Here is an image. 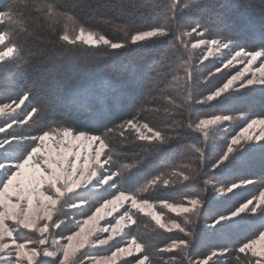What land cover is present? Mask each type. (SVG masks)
Instances as JSON below:
<instances>
[{
  "label": "trees",
  "instance_id": "1",
  "mask_svg": "<svg viewBox=\"0 0 264 264\" xmlns=\"http://www.w3.org/2000/svg\"><path fill=\"white\" fill-rule=\"evenodd\" d=\"M261 5L262 0H0L4 39L0 52L15 50L0 61V106L30 94L21 113L13 117L12 127L9 121H0L6 129L0 133V164L22 160L46 133L93 136L103 146L101 159L106 156L114 171L131 166L112 183V194L135 193L157 175L161 181L168 179L169 185L158 182L141 197H147L165 218L193 232L192 236L168 232L133 212L136 223L124 229L123 239L142 244L141 254L150 257L149 264H188L189 259L204 260L212 252L216 255L209 264H257L256 256L239 249L264 231V206L213 229L209 224L233 214L264 190V141L243 143L226 163L212 170L232 136L250 120L264 118V85L235 87L212 102L193 103L191 119H232L208 128L207 138L188 129L187 101L193 92L185 82L188 71L195 78L194 96L202 99L218 90L237 68L204 60L202 51L192 48L200 40L195 33L181 43L173 20L178 15L184 31L192 26L205 31L206 40H226L235 50L255 52L264 50ZM159 26L166 36L130 42L134 34ZM80 33L104 41L89 45L77 40ZM112 43L125 46L114 49ZM242 114L246 118L241 120ZM144 123L159 127L170 139L163 144L139 141L134 126ZM197 147L204 148L203 179L211 185L201 178ZM185 175L191 179L185 181ZM7 177L0 172V187ZM233 185L241 186L224 195L215 190ZM103 191L88 186L62 200L54 219L60 226L51 228L54 238L72 234L88 217V210L93 213L101 205ZM190 198L202 199L195 216H175L163 207L165 201L179 204ZM73 202L79 207H71ZM174 240H189L190 247L170 252L167 246Z\"/></svg>",
  "mask_w": 264,
  "mask_h": 264
},
{
  "label": "snow or ice",
  "instance_id": "2",
  "mask_svg": "<svg viewBox=\"0 0 264 264\" xmlns=\"http://www.w3.org/2000/svg\"><path fill=\"white\" fill-rule=\"evenodd\" d=\"M179 4L175 5V11L178 13ZM3 11V10H2ZM178 15L174 17L173 23L175 27L180 31L181 35V43H184L183 37L189 36L191 37L193 33H195L196 37H199L200 44H207L208 41L204 39L205 31H200L198 27L192 26L190 30L184 31L185 26L183 24L177 23ZM168 33L163 26L155 27L152 30L145 31L142 33H136L131 37L130 42L133 44H137L138 41H144L150 37H157V36H166ZM87 42L92 44L95 43L91 39V36L88 37ZM107 43V42H105ZM211 44L214 47L223 46L224 48H229L228 43H222L220 40L212 39ZM125 45L122 43H112L111 47L114 49L124 47ZM197 44H192V48H197ZM231 52H233L231 50ZM15 53V50L9 49L7 52H3L0 54V61L5 60L6 57H9ZM243 63L245 67L243 70H237L235 75H230V78L223 83V85L212 94L206 95L202 99H197L194 96L195 91V78L190 71L185 77V82L189 85L190 88L193 89V92L189 94L188 101H187V110H189V123L187 124V128L191 129L195 132H201L204 134L205 138L208 137V126L213 124H219L229 122L232 118L228 116H214L210 119H191V105L193 103L197 104H206L218 99L222 94L228 92L230 89L234 87L237 88H246L250 85H264V52L256 51V52H246L244 50L234 51V55H231L230 59H228V65L233 64V62ZM259 61V65L257 71L259 72V76L253 73L249 78L245 79L247 74L251 71L252 66ZM187 71V70H186ZM30 94H25L22 98L18 100H14L13 103L15 107L19 108L21 105H24L26 101L29 100ZM4 105L9 108L8 103H4ZM2 110V109H0ZM27 115V114H26ZM256 126L260 127V135L256 137L257 141H264V119H254L250 123L244 127L238 135H236L230 142L229 146L227 147V151L222 158H220L216 164L212 166V170L217 167H220L222 164L226 163L230 156L238 149L240 145L243 143L249 142L253 140L252 135H250V131L254 129ZM8 127H12V123H8ZM135 127V131L137 133V139L139 141H143L146 144L152 143H166L170 137L166 134L165 131H162L159 127H153L148 123H144ZM0 132H6L4 127H0ZM196 152L198 153V160L200 161V168H201V178L203 179V169H204V148L197 147ZM104 165H108V168L105 170ZM87 167V166H86ZM131 166H124V169L119 168L118 171H114L112 168V163L105 157L103 159L100 158V162L93 168L90 173L86 175H80L78 179L69 178V181L66 185H62L58 195L60 198H64L63 200L66 201L67 197H70L73 193L77 192L76 190H80L82 188L88 186H95L98 190L103 189L102 198L100 200L101 205L95 208V212L92 213L91 210H88V219L79 223V231H76L73 235H68L66 238L65 244H59L56 240L53 239L52 241V248L44 247L48 244V240L46 239V234L49 233L50 229L55 226L59 227L60 225L53 220L54 211H45L42 207H37L35 204L30 203L26 212L18 217L15 213V208L10 209L12 213L9 215V221H13L15 224V228L6 227L0 230V253L5 254L7 257L11 258L14 257V264H41V260L37 258L40 256L46 258H52V260L56 261V264H70V256L74 253L75 249L73 246V242L80 248L84 247V245L88 242V237L92 235V229L87 228L88 225H93L102 219V213L107 208L109 210H115L116 208L123 207L124 204L127 202L128 207L124 208V212L121 213L119 219L115 221V224H111L110 228H104L102 231L109 232L111 234L108 236L107 239L99 238V244L106 245L108 244L109 240H112L113 237L118 233L119 230L122 228V224H126L131 222L133 224L136 223L134 219V214L132 209H136L140 212L147 211V215H150L152 219L155 221L160 228H165L168 231H171L172 227L178 228L180 232H186V229L181 224H177L175 221H171V227L162 222V216L158 215L156 212L151 211L155 207L153 203H149L147 197H141V193L148 191L150 188H153L158 182H162L164 185H169L170 180L164 179L161 181V177L159 175L152 178L149 182L141 186L136 190L135 193H129L125 190H120L116 194H112V183L116 181L118 178H122L125 169L130 168ZM173 175H178L173 174ZM185 181L191 179V177L185 175L183 177ZM203 183L205 185H211V181L207 179H203ZM251 183V182H248ZM240 185H233L227 189L223 187L215 188V190L220 193L221 195L227 194L234 190V188L239 187ZM202 197V195H200ZM259 204L256 207L264 206V192H261L258 198ZM49 204H57V200L53 199L48 201ZM82 204H87L86 201H81ZM249 203L244 204L242 207L239 208L238 213L245 212L248 209ZM73 208L79 207L77 202L71 203ZM202 206V199L201 198H190L187 200V206L183 203H169L165 201L163 203V207L167 208L171 212L180 214H192L193 216L197 215L199 208ZM255 209H253L254 211ZM43 213L42 215L40 213ZM43 221V223H41ZM48 221H52V223H48ZM187 223V220H185ZM17 229H27L32 230L39 233L38 240H31L29 239L28 242H17L15 238V232ZM186 235L192 236L193 232L191 229H188ZM7 237V239H5ZM32 245L30 247L29 245ZM95 244V241H93ZM176 244H182L184 249H188L190 247L189 240H174L173 246ZM40 247H36V246ZM259 246L260 252L264 253V235H260L259 238L253 239L250 243H247L244 247H241L239 251L241 253L245 252L246 250H252L253 255H257L255 251ZM133 251L142 252L144 253V246L140 243H137L135 239L130 241V247H116L115 251H112L110 256H104L102 258H97L96 256H92V260L94 264H116L117 259L127 253L131 255ZM186 256L188 252H185ZM216 255V252H212L207 259L202 261H193L189 259L188 264H209V261L212 260V257ZM63 259H60V257ZM0 260H4V256H0ZM150 260L148 255H143V258H137L135 264H146ZM7 264H13L12 259H8ZM127 264H133V261H128ZM257 264H264V262L258 261Z\"/></svg>",
  "mask_w": 264,
  "mask_h": 264
},
{
  "label": "rangeland",
  "instance_id": "3",
  "mask_svg": "<svg viewBox=\"0 0 264 264\" xmlns=\"http://www.w3.org/2000/svg\"><path fill=\"white\" fill-rule=\"evenodd\" d=\"M89 36H91V39L95 41V43L90 44L87 42ZM78 39L84 41L89 45H95L98 42L104 41V39L97 40L92 35H89L87 33H80L77 37V40ZM3 40V37H0V45ZM207 41V44H200L199 42L195 43L198 45L197 48L202 51L203 59L220 60L222 61L224 67L228 63V59H230L231 55H234V51H238L233 48V44L231 42L226 40L220 41L222 43H228L229 48H224L223 46L214 47L212 46L210 40ZM9 49L11 48L1 51L0 54H2L3 52H7ZM231 50L233 52H231ZM258 51L264 52V50ZM258 65L259 61L252 66L251 71L247 74L245 79L249 78L253 73H255L257 76L260 75L257 71ZM229 66H236L237 70H243V68L245 67L243 63H237L235 61L233 62V64L228 65V67ZM236 72L233 75H235ZM25 105L26 102L19 108L15 107V104L9 105V108H7V106H0V109H2L0 110V121H9L11 123H14L13 117L20 114ZM245 118V114L239 116V119L241 120ZM251 121L252 120H250L248 123H250ZM223 124L224 123H222L221 125ZM247 124L244 127H246ZM217 126H219V124L209 125L208 128H216ZM224 127L226 128V126ZM239 132L234 134L231 140L236 135H238ZM250 135H252L254 141H257L256 137L260 135V127L256 126L254 129H252L250 131ZM2 146L3 141L0 139V148ZM102 152L103 146L101 142L93 136L76 134L69 131H57L46 133L38 137L35 140L32 149L19 162L11 164H0V172H5L8 176L6 182L0 187V230H2L5 225L6 227H16L14 222L9 221L8 219L9 215L12 214L10 212V209L15 208V214L20 217L26 212L30 203L35 204L37 207H42L45 211H54V220L57 208L63 200V198L61 199L58 195L61 186L66 185L69 181V178L78 179L80 175H86L87 173H90L91 170L93 168H96V166L100 162ZM262 192H264V190ZM259 195L251 200L252 203L249 204L248 209L245 210L246 214L254 213L259 208L256 207V205L259 204ZM53 199H56L58 203H47L48 201H51ZM184 203L183 204L187 206V201ZM247 203H249V201ZM128 206L129 205L126 202L123 207L116 208L115 210H109L106 208L101 214L102 219H100L95 224L94 228L93 225H88L87 228L93 230L92 235L88 237V242L82 248L78 247L76 243L73 242L75 251L69 258L70 264H94L92 256H96L99 259L104 256H110L112 251H115L116 247H130V241L134 238L123 239V231L126 227H129L132 224L131 222L122 224L121 230L118 231V233L113 237L112 240H109L108 244L101 245L99 244L98 240L99 238H108V236L111 234V231L104 232L102 231V229L110 228L111 224H115V221L119 219L121 213L124 212V208ZM253 209L255 210L253 211ZM238 210L229 216L214 219V222L209 224V229H213L214 226L218 224L227 223L232 218H235L242 214H237ZM147 211L148 210L140 212L136 209H132V212H135V214L139 213L141 215H145L149 220L155 222L150 215H147ZM151 211H154L158 215H161L162 222L167 223L171 227V221L174 220L165 218L162 214H160L156 205L153 209H151ZM168 211L172 215L179 216L175 212H171L170 210ZM40 214L42 215L43 213L41 212ZM87 219L88 217L81 220L79 223ZM41 223H43V221H41ZM48 223H52V221H48ZM79 223L77 224L73 233L70 235H73L76 231H79ZM177 224H179V222ZM205 224H207L205 226V228L207 229L208 222H206ZM162 229L168 231L165 228ZM168 232H179L185 234V232H180L179 229L175 227H172L171 231ZM14 235L18 243H27L29 239L38 240L40 238L38 232L27 229H17ZM260 235H264V231L261 232L255 239L259 238ZM66 238H54V235L50 229L49 233L46 234L48 244L44 247L52 248L53 239L56 240L59 244H65ZM5 239H7V237ZM93 241H95V244H93ZM29 246L32 247L31 244ZM36 247L40 246L37 245ZM167 248L168 250H170V252H175L180 250L182 251V249H184V246L182 244H176L175 246H173V242H171L167 246ZM95 251L103 252L94 254ZM255 251L257 252V255L255 256L258 258V261L264 262V253L260 252L259 246ZM245 252L253 254L252 250H246ZM0 256H4V260H0V264H7L6 261L8 259H12L14 264V257L9 258L3 253H0ZM138 257L143 258L141 252L133 251L131 255L125 253L117 259L116 264H127L128 261H133V264H135ZM37 259L41 260V264H56V261L52 260V258L40 256ZM60 259H63V257L61 256ZM193 261H202V259L196 257L195 259H193ZM146 264H149V262H146Z\"/></svg>",
  "mask_w": 264,
  "mask_h": 264
},
{
  "label": "clouds",
  "instance_id": "4",
  "mask_svg": "<svg viewBox=\"0 0 264 264\" xmlns=\"http://www.w3.org/2000/svg\"><path fill=\"white\" fill-rule=\"evenodd\" d=\"M89 6H91V5H89ZM249 6H251V5H249ZM259 10L262 14H264V0H262V5H261V8Z\"/></svg>",
  "mask_w": 264,
  "mask_h": 264
}]
</instances>
